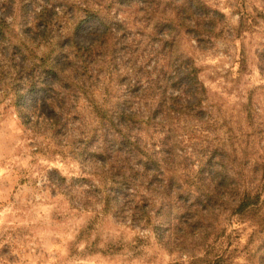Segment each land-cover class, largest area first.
I'll use <instances>...</instances> for the list:
<instances>
[{
	"label": "clouds",
	"instance_id": "1",
	"mask_svg": "<svg viewBox=\"0 0 264 264\" xmlns=\"http://www.w3.org/2000/svg\"><path fill=\"white\" fill-rule=\"evenodd\" d=\"M0 264H264V0H0Z\"/></svg>",
	"mask_w": 264,
	"mask_h": 264
}]
</instances>
